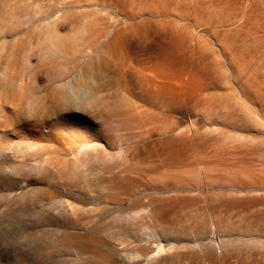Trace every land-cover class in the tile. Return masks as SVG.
Listing matches in <instances>:
<instances>
[{
	"label": "rangeland",
	"instance_id": "374dc122",
	"mask_svg": "<svg viewBox=\"0 0 264 264\" xmlns=\"http://www.w3.org/2000/svg\"><path fill=\"white\" fill-rule=\"evenodd\" d=\"M0 116V264H264V0H0Z\"/></svg>",
	"mask_w": 264,
	"mask_h": 264
},
{
	"label": "clouds",
	"instance_id": "9594fccd",
	"mask_svg": "<svg viewBox=\"0 0 264 264\" xmlns=\"http://www.w3.org/2000/svg\"><path fill=\"white\" fill-rule=\"evenodd\" d=\"M29 109H30V101H25V103L21 106V111L24 112L26 119L31 118V112L29 111ZM2 121H3V117L0 116V122ZM0 126H2L4 129H9L11 127L10 124H2Z\"/></svg>",
	"mask_w": 264,
	"mask_h": 264
}]
</instances>
